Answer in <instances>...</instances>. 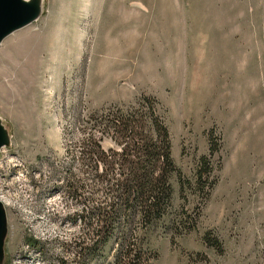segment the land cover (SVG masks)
Masks as SVG:
<instances>
[{
	"label": "rangeland",
	"instance_id": "obj_1",
	"mask_svg": "<svg viewBox=\"0 0 264 264\" xmlns=\"http://www.w3.org/2000/svg\"><path fill=\"white\" fill-rule=\"evenodd\" d=\"M144 94L170 132V202L103 244L88 113ZM0 117L3 264L112 263L128 230L140 264H264V0H42L0 43Z\"/></svg>",
	"mask_w": 264,
	"mask_h": 264
},
{
	"label": "trees",
	"instance_id": "obj_2",
	"mask_svg": "<svg viewBox=\"0 0 264 264\" xmlns=\"http://www.w3.org/2000/svg\"><path fill=\"white\" fill-rule=\"evenodd\" d=\"M88 115L91 128L83 138V153L100 189L106 192L98 206H92L89 221L103 228L100 242L105 244L114 236L109 230L117 223L131 226L138 219L148 225L163 217L170 202L169 175L176 166L169 128L153 96L144 94L133 104L106 107ZM105 136H110L119 148H104L101 141ZM209 138L212 147V131ZM206 161L203 155L200 165ZM195 174L201 179V166ZM68 188L70 193L76 189L74 184ZM134 241L131 230L115 235L116 253L112 263L106 264H121L125 256L128 264H140V248L134 246Z\"/></svg>",
	"mask_w": 264,
	"mask_h": 264
},
{
	"label": "water",
	"instance_id": "obj_3",
	"mask_svg": "<svg viewBox=\"0 0 264 264\" xmlns=\"http://www.w3.org/2000/svg\"><path fill=\"white\" fill-rule=\"evenodd\" d=\"M42 12V0H0V43L13 31L33 22ZM11 144L10 133L0 117V150ZM8 230L7 211L0 199V264Z\"/></svg>",
	"mask_w": 264,
	"mask_h": 264
},
{
	"label": "built area",
	"instance_id": "obj_4",
	"mask_svg": "<svg viewBox=\"0 0 264 264\" xmlns=\"http://www.w3.org/2000/svg\"><path fill=\"white\" fill-rule=\"evenodd\" d=\"M3 149V148H2ZM2 149H1V151H2Z\"/></svg>",
	"mask_w": 264,
	"mask_h": 264
},
{
	"label": "bare ground",
	"instance_id": "obj_5",
	"mask_svg": "<svg viewBox=\"0 0 264 264\" xmlns=\"http://www.w3.org/2000/svg\"><path fill=\"white\" fill-rule=\"evenodd\" d=\"M10 85V84H9ZM12 85V84H11Z\"/></svg>",
	"mask_w": 264,
	"mask_h": 264
}]
</instances>
